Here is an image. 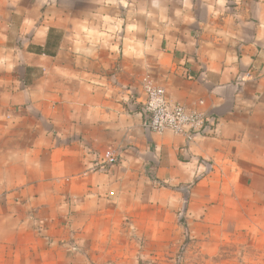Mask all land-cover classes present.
<instances>
[{
    "label": "crops",
    "instance_id": "obj_1",
    "mask_svg": "<svg viewBox=\"0 0 264 264\" xmlns=\"http://www.w3.org/2000/svg\"><path fill=\"white\" fill-rule=\"evenodd\" d=\"M146 79L215 131L147 130ZM142 178L195 183L172 209L264 264V0H0V264L134 226L121 201Z\"/></svg>",
    "mask_w": 264,
    "mask_h": 264
},
{
    "label": "rangeland",
    "instance_id": "obj_2",
    "mask_svg": "<svg viewBox=\"0 0 264 264\" xmlns=\"http://www.w3.org/2000/svg\"><path fill=\"white\" fill-rule=\"evenodd\" d=\"M194 185L170 188L153 178L126 180L122 219L134 226L116 227L114 237H95L92 231L86 245L75 241L72 250L64 248V241L54 249L48 242L44 260L31 255L24 264H241L231 227L190 226L186 210L172 209L178 203L188 205ZM83 254L87 258L80 259Z\"/></svg>",
    "mask_w": 264,
    "mask_h": 264
},
{
    "label": "built area",
    "instance_id": "obj_3",
    "mask_svg": "<svg viewBox=\"0 0 264 264\" xmlns=\"http://www.w3.org/2000/svg\"><path fill=\"white\" fill-rule=\"evenodd\" d=\"M246 75L251 77V73ZM239 80L243 77L239 76ZM146 101L143 104L144 127L153 132H163L171 130L177 135L193 140L196 137L212 134L219 118L211 113L193 109L185 104L173 101L168 98L166 89L156 85L149 80H145ZM94 156L89 171L110 172L119 162V154L109 149L103 153L89 150Z\"/></svg>",
    "mask_w": 264,
    "mask_h": 264
}]
</instances>
